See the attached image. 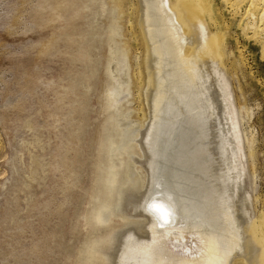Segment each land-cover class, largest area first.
<instances>
[{
  "label": "rangeland",
  "instance_id": "374dc122",
  "mask_svg": "<svg viewBox=\"0 0 264 264\" xmlns=\"http://www.w3.org/2000/svg\"><path fill=\"white\" fill-rule=\"evenodd\" d=\"M210 1L219 23L212 30L225 35L242 154L254 151L247 170L257 218L264 213L263 53L223 0ZM138 10L139 0H0V264H90L95 241L122 228L119 217L106 225L95 212L108 202L114 131L104 94L113 23L131 67L123 110L138 125L148 117Z\"/></svg>",
  "mask_w": 264,
  "mask_h": 264
},
{
  "label": "bare ground",
  "instance_id": "6f19581e",
  "mask_svg": "<svg viewBox=\"0 0 264 264\" xmlns=\"http://www.w3.org/2000/svg\"><path fill=\"white\" fill-rule=\"evenodd\" d=\"M223 1L264 59V0ZM138 12L148 117L138 125L123 110L131 67L113 23L104 94L114 131L108 202L95 220L123 223L95 241L90 264H264V213L255 218L259 199L247 170L254 151L243 156L236 132L242 117L232 108L225 35L212 30L218 13L210 0H139ZM150 203L167 210V223Z\"/></svg>",
  "mask_w": 264,
  "mask_h": 264
},
{
  "label": "snow or ice",
  "instance_id": "6c2138e0",
  "mask_svg": "<svg viewBox=\"0 0 264 264\" xmlns=\"http://www.w3.org/2000/svg\"><path fill=\"white\" fill-rule=\"evenodd\" d=\"M148 210L154 212V213H157L159 214V217L160 219L164 222V223H167L168 222V212L167 210L162 206V205H159V204H156V203H150L148 206H147ZM163 226V224L161 225Z\"/></svg>",
  "mask_w": 264,
  "mask_h": 264
}]
</instances>
